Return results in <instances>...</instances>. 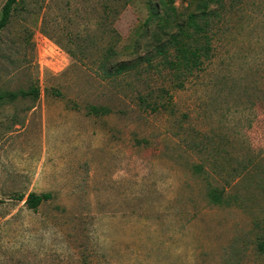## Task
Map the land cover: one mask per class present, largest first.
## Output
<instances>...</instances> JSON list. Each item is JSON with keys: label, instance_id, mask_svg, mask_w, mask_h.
<instances>
[{"label": "rangeland", "instance_id": "obj_1", "mask_svg": "<svg viewBox=\"0 0 264 264\" xmlns=\"http://www.w3.org/2000/svg\"><path fill=\"white\" fill-rule=\"evenodd\" d=\"M160 1H19L0 36V264H264V0H173L170 18ZM204 12L213 58L178 89L155 46Z\"/></svg>", "mask_w": 264, "mask_h": 264}, {"label": "trees", "instance_id": "obj_2", "mask_svg": "<svg viewBox=\"0 0 264 264\" xmlns=\"http://www.w3.org/2000/svg\"><path fill=\"white\" fill-rule=\"evenodd\" d=\"M20 0H7L2 7L0 16V36L3 30L10 22L13 11L18 5ZM128 2L129 0H125ZM173 0H162L158 2L156 7L161 6L163 13L167 18L174 15V7L172 6ZM155 6H152L148 2L147 10L149 18L158 17V11ZM209 14L202 13L201 15L189 14L184 24L176 25V32L169 36L166 44H157L155 46L156 56L160 59V65L163 69L168 70L172 75L174 86L178 89H182L184 86V80L193 76L195 73L202 71L205 68V61H211L213 58V48L211 46L212 36L210 33V23L208 20ZM107 52L108 58L114 55ZM108 59L104 58L99 64L100 75L102 79H115L119 76L134 72L140 74V66L142 62L147 63L146 69L152 67V60L146 56L137 61L121 62L111 64L108 66ZM34 93L37 95L38 90ZM22 96H26L25 93H20ZM17 94H11V98H16ZM142 104L146 105L152 110L156 109V105L150 104L145 98H140ZM167 107V105H166ZM88 113L94 116H103L111 113V110L104 106H89ZM199 170V166L196 167ZM200 171V170H199ZM208 203L216 206L227 205L224 191L212 186L207 189ZM51 199V194H35L28 195L26 204L29 209L36 210L37 207L47 200ZM256 249L260 253H264V242L259 241L256 245Z\"/></svg>", "mask_w": 264, "mask_h": 264}]
</instances>
